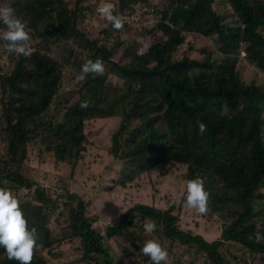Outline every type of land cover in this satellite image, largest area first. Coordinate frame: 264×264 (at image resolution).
Instances as JSON below:
<instances>
[{
  "label": "clouds",
  "instance_id": "clouds-1",
  "mask_svg": "<svg viewBox=\"0 0 264 264\" xmlns=\"http://www.w3.org/2000/svg\"><path fill=\"white\" fill-rule=\"evenodd\" d=\"M181 1L16 0L1 4L0 41L5 42L3 47L9 57L11 53L15 57L22 55L30 67L48 79L61 78L57 93H67L69 104L80 102V108L86 109L102 80L119 88L126 85L115 73L116 65L140 66L148 70L150 93L163 101L151 109L155 121L164 122L171 107L194 105L201 88L205 112L211 120L208 124L197 121L198 126L187 130L191 133L186 141L169 146L153 159L114 151L113 137L126 115L124 105H117L116 115L110 117L75 115L63 136L69 160L61 164L68 183L76 184L77 190L66 184L58 192L67 189L83 201L84 218L98 239L97 248L87 249L84 237L71 226L69 230L53 229L52 222H57L54 217L48 225L49 240L37 244L39 231L35 226L29 228L18 198L9 187L0 186V247L9 260L19 264H127V260L132 264H252V255L262 256L257 251L264 249V178L249 179L251 174L241 169L251 166L254 159L238 150L227 151L231 179L238 176L240 182L251 187L243 203L236 199L226 204L211 188L221 173L210 168L203 150L205 136L230 114L227 80L220 72L222 66L229 62L242 83L264 89V0H207L222 14L220 22L225 27V33L218 32L213 37L199 35L170 16ZM24 16L33 21L32 26ZM35 37L36 44L29 41ZM10 61L13 63L11 58ZM102 96L103 105L109 106L121 93L104 89ZM246 120L241 118L240 122ZM111 121L117 123L107 138ZM140 127L141 123L134 122L125 139ZM262 132L264 141V126ZM26 160L28 157L22 163L21 173ZM163 167L164 176L170 174V169L185 168L186 178L178 203L164 209L139 200L128 209H121L117 203L120 194L145 173ZM237 170H240L238 174ZM114 171L117 176H111ZM84 180L82 185L80 182ZM35 181L37 184L25 193L33 196L40 187L50 188L42 180ZM138 187L130 190L132 197L139 196ZM91 205L98 206L92 214ZM76 206L75 200L73 207ZM250 207L254 218H243L238 230L225 238V229L232 219ZM100 210L108 213L100 214ZM170 210L176 215L178 231L166 236L153 216ZM60 211L67 212L64 207ZM134 211V225L124 234L112 237L113 231L127 225L128 215ZM186 214L192 215L191 227L182 220ZM222 219L225 222L220 229L214 221ZM64 220L69 222L70 215ZM141 222H145L146 233L151 234L156 228L157 233L153 239L139 241L138 248L129 244L127 235L137 231ZM161 236L176 244V256ZM246 238L252 253L242 251L247 248L243 244ZM69 239L76 240L75 248L70 249L78 252L72 261L63 257V247L70 244ZM204 246H220L221 252L226 249L222 253L224 259H211L201 250ZM232 254L234 258H230Z\"/></svg>",
  "mask_w": 264,
  "mask_h": 264
},
{
  "label": "trees",
  "instance_id": "trees-1",
  "mask_svg": "<svg viewBox=\"0 0 264 264\" xmlns=\"http://www.w3.org/2000/svg\"><path fill=\"white\" fill-rule=\"evenodd\" d=\"M182 0L173 8L170 16L191 31L204 37H213L218 32L225 33V27L221 24V17L217 10L207 0ZM222 9V6L219 8ZM192 12L189 15V12ZM32 26L33 21L24 16ZM13 67L5 74L0 75V83L6 92L4 100V119L0 121V131L3 134L6 144V152L0 155V186L9 187L18 198L20 207L28 219L29 228H37V244L49 240L50 218L56 221L60 218L67 219L70 215L73 231L84 237V244L87 249H96L98 239L90 231L88 221L84 218V203L77 197L76 193L58 192L53 188H38L35 195L25 193L37 182L30 181L21 173L22 163L28 157L27 147L32 135L38 130L44 131L47 139L52 141L53 162L61 170L64 169L61 161L69 160L66 154L63 136L69 122L75 115H83L89 118H102L116 115L114 108L117 105H124L125 117L121 128L113 137V148L116 153L128 151L132 155L140 154L147 158H158L169 146L178 142L186 141L191 133V127L198 126L197 121L208 124L211 120L205 112L204 92L201 88L197 92V101L194 105H183L178 108L171 107L164 122L155 121L151 109L162 104V100L153 96L147 84V68L140 66H115V73L126 81L121 88L110 86L102 80L94 96L88 103L86 109L80 108V102L73 105L67 102L65 114L58 123L45 121L46 114L51 107L53 100L58 96V89L61 85V78L48 79L42 73L30 67L25 57L15 53L10 54ZM220 72L226 78V92L230 114L210 133L205 136L203 155L208 165L221 176L214 179L211 188L217 194L218 199L229 204L236 199L243 203L248 196L250 184L240 182V177L231 179L229 165L227 164V151L238 150L249 154L254 159L251 166L241 169L247 171L249 179L264 178V141L262 138V126H264V89L254 84H244L240 81L229 62L225 63ZM110 89L121 96L111 102L109 106L103 105V90ZM241 118L248 120L240 122ZM134 122H139L142 127L136 129L129 138L125 139ZM68 167V166H67ZM64 171V170H63ZM240 170H237L238 174ZM20 188L17 193L16 189ZM77 206L73 207V201ZM62 204V206H61ZM61 207L67 211H60ZM134 212L128 215V223L124 227H118L111 236L124 234L134 225ZM172 213L160 212L153 216L156 225L162 227V234L173 236L178 231L176 227L177 218ZM234 217V216H233ZM254 218L253 207L247 209L225 229V238L232 236L237 230L243 218ZM141 222L137 231H131L127 235L130 245L139 248V241L153 239L156 230L149 234L144 231ZM244 253L251 252L247 238L244 243ZM211 259L223 260L220 246L201 247ZM253 252V251H252ZM251 252V253H252ZM257 253L262 256L252 255V264H264V249ZM232 254L230 258H234ZM142 258V257H141ZM0 264H19L18 261L9 260L2 247H0Z\"/></svg>",
  "mask_w": 264,
  "mask_h": 264
},
{
  "label": "rangeland",
  "instance_id": "rangeland-1",
  "mask_svg": "<svg viewBox=\"0 0 264 264\" xmlns=\"http://www.w3.org/2000/svg\"><path fill=\"white\" fill-rule=\"evenodd\" d=\"M16 0H0L1 4L6 3H14ZM70 5L73 6V2L70 1ZM29 41H33L36 44V37L34 39L30 38ZM4 41H0V74L6 73L12 69L13 64L10 61L9 52H7L3 45ZM67 93H58V96L54 99L51 107L49 108L48 113L46 114L45 121H50L52 123L58 124L65 113L67 100ZM6 99V92L0 83V121L4 119V100ZM117 122L111 121L109 123L110 132H108L107 138H109L112 134V130L115 128ZM53 144L52 141L47 139L44 134V131L38 130L32 135V139H30V143L27 147L28 152V160H26L25 165L22 168V173L24 176L32 179V180H42L44 183H48L50 188L54 190L63 191L61 186L69 184L72 190H77V185L69 182L67 180V174L65 171H62L57 167V164L53 162L52 159V149ZM6 152V144L5 139L3 137L2 132L0 131V155ZM165 167L156 169L150 173H145L142 177H140V181L138 180L131 188L122 192L117 199V203L120 205L121 209H128L134 204L138 203L139 200H144L145 203L158 205L162 208H168L173 203H178L179 198L182 194V186L185 181V168L179 167L178 169H170V174L168 176H164L163 172L165 171ZM117 171V169H116ZM34 174L38 175L36 178H32ZM111 176H117L114 171ZM82 185L84 182H80ZM138 185V191L140 192L139 196L132 197L130 195L131 189H135ZM149 186V189L146 187ZM17 193L20 192V188L16 189ZM83 193V191H80ZM98 209V206L94 205L90 208V214L94 213ZM105 210L104 208H102ZM105 212V211H104ZM100 210V214H103ZM108 213V212H105ZM183 222L189 223L190 227L193 225L192 223V215H183ZM217 224L218 228H222L224 219L219 221H214ZM69 222H66L63 218H60L56 224L52 222L51 227L57 230H69L71 227ZM70 240V239H69ZM161 240L166 244L172 253L175 255L176 244H170L165 241L163 236H161ZM76 240H70V244L63 247V257L65 260L72 261L78 252L74 249H70V247L75 248ZM116 248V246H115ZM81 253V252H79ZM82 264V263H81ZM127 264H132L131 260H127Z\"/></svg>",
  "mask_w": 264,
  "mask_h": 264
}]
</instances>
